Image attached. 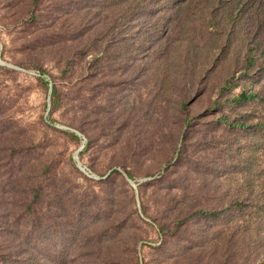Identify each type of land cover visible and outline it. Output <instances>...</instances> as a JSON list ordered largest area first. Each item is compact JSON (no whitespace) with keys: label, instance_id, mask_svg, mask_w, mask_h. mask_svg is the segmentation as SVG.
<instances>
[{"label":"rangeland","instance_id":"rangeland-1","mask_svg":"<svg viewBox=\"0 0 264 264\" xmlns=\"http://www.w3.org/2000/svg\"><path fill=\"white\" fill-rule=\"evenodd\" d=\"M150 5L0 0V264H264L260 66Z\"/></svg>","mask_w":264,"mask_h":264},{"label":"trees","instance_id":"trees-1","mask_svg":"<svg viewBox=\"0 0 264 264\" xmlns=\"http://www.w3.org/2000/svg\"><path fill=\"white\" fill-rule=\"evenodd\" d=\"M141 1H150L151 5L156 6L151 8L150 5L144 10H141L138 6L130 7L126 12V16L132 13L144 15L158 9L164 12L163 19L166 17L167 20H170L172 17L177 18L178 15L186 17L190 13H198L201 15L200 17L205 16L203 21L207 25L211 27L221 25L224 27L225 45L230 46L233 43L246 45L244 47L246 55L245 70H250L258 65L262 75L261 79H264V0H139V2ZM163 19L155 20L156 24L164 22ZM261 97L264 98V93L261 95L258 93L252 95L242 94L237 102H253ZM225 121L232 125L228 120ZM233 126L246 127L241 123L233 124ZM262 191V196L253 207V218H264V186ZM202 213L208 214L206 211H202Z\"/></svg>","mask_w":264,"mask_h":264},{"label":"water","instance_id":"water-1","mask_svg":"<svg viewBox=\"0 0 264 264\" xmlns=\"http://www.w3.org/2000/svg\"><path fill=\"white\" fill-rule=\"evenodd\" d=\"M0 64L1 65H4V66H7V64H5L2 60H1V58H0ZM50 110V106L48 107V111ZM62 127H65V126H62ZM75 131H77V133H80L78 130H75ZM84 147V146H83ZM76 159H77V161H78V164H79V166L85 171V172H87L88 174H90V172L87 170V167L83 164V162L81 161V158H80V156L79 155H77L76 156Z\"/></svg>","mask_w":264,"mask_h":264}]
</instances>
